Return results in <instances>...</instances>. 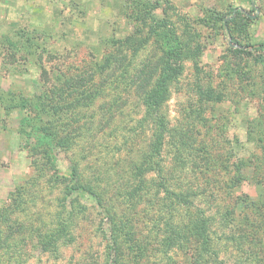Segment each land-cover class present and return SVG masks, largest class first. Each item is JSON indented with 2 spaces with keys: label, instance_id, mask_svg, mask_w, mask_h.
Instances as JSON below:
<instances>
[{
  "label": "trees",
  "instance_id": "obj_1",
  "mask_svg": "<svg viewBox=\"0 0 264 264\" xmlns=\"http://www.w3.org/2000/svg\"><path fill=\"white\" fill-rule=\"evenodd\" d=\"M149 19L145 31L134 17L127 35L101 37L107 49L81 67H43L39 94L8 90L0 100L24 113L15 131L29 143L32 170L0 208L1 262L23 264L29 245L58 258L95 214L99 264H264V113L258 152L235 160L219 131L184 113L174 122L168 101L197 54L166 19ZM205 86L197 84L200 101L221 100ZM56 150L66 153V173ZM44 183L61 184L53 207L43 195L40 207L26 199Z\"/></svg>",
  "mask_w": 264,
  "mask_h": 264
},
{
  "label": "rangeland",
  "instance_id": "obj_2",
  "mask_svg": "<svg viewBox=\"0 0 264 264\" xmlns=\"http://www.w3.org/2000/svg\"><path fill=\"white\" fill-rule=\"evenodd\" d=\"M151 13L166 19L199 54L185 62L171 93L167 105L172 120L184 113L192 126L219 131L233 160L258 152L254 130L264 113V47L258 46L264 43V0H0V100L6 104L8 90L39 94L45 85L43 67H81L107 49L108 44L99 43L101 37L127 35L134 17L141 18L137 27L145 31ZM197 84L205 89L208 84L212 92L205 94L217 93L221 100L200 101ZM23 114L0 106V208L32 172L29 143L15 131ZM65 155L56 150L57 166L64 173ZM60 185L30 186L26 199L33 198L40 207L37 195H43L53 207ZM242 188L258 196L254 185ZM98 223V216L90 214L79 236L74 233L73 240L59 248L58 258L29 245L21 252L23 264H99L103 241L93 230ZM260 231L264 233V226ZM17 240L12 235L9 241L22 249L24 242Z\"/></svg>",
  "mask_w": 264,
  "mask_h": 264
}]
</instances>
